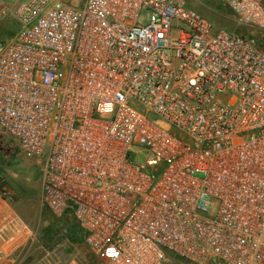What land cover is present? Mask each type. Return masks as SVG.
I'll use <instances>...</instances> for the list:
<instances>
[{
  "label": "built area",
  "instance_id": "built-area-1",
  "mask_svg": "<svg viewBox=\"0 0 264 264\" xmlns=\"http://www.w3.org/2000/svg\"><path fill=\"white\" fill-rule=\"evenodd\" d=\"M5 1L0 143L43 159V207L106 264H264V49L187 0ZM221 2L264 33V0ZM12 194L0 264L31 238Z\"/></svg>",
  "mask_w": 264,
  "mask_h": 264
},
{
  "label": "rangeland",
  "instance_id": "rangeland-1",
  "mask_svg": "<svg viewBox=\"0 0 264 264\" xmlns=\"http://www.w3.org/2000/svg\"><path fill=\"white\" fill-rule=\"evenodd\" d=\"M78 4L81 0H68ZM7 5H14L9 0ZM192 10L207 19L214 30L235 32L254 39L264 49V33L236 27L230 11L221 0H187ZM11 11V8H10ZM0 18V40L7 41L16 32L12 28L11 12ZM9 29H11L12 35ZM136 156V155H134ZM139 163H143L138 156ZM43 159H27L18 154L12 143H0V177L12 191L11 208L31 233V238L20 250V264H106L84 242L83 233L70 216L57 217L43 207L40 200L41 167Z\"/></svg>",
  "mask_w": 264,
  "mask_h": 264
},
{
  "label": "crops",
  "instance_id": "crops-1",
  "mask_svg": "<svg viewBox=\"0 0 264 264\" xmlns=\"http://www.w3.org/2000/svg\"><path fill=\"white\" fill-rule=\"evenodd\" d=\"M7 210H9V211H11L12 213H14L15 214V217H16V220L17 221H15V225L17 226L16 228H15V226H14V224H13V227L15 228V230H17V228L19 229V230H21L20 228H22L24 225H23V222L21 221V219L17 216V213L11 208V206H10V204H9V206H8V208H7ZM19 225V226H18ZM22 252V251H21ZM20 252V250L16 253V257L14 258V259H12L11 261H5L3 264H16V262H17V264H20V259H22L23 257L22 256H20L21 253ZM23 264H25V261H24V263Z\"/></svg>",
  "mask_w": 264,
  "mask_h": 264
},
{
  "label": "trees",
  "instance_id": "trees-1",
  "mask_svg": "<svg viewBox=\"0 0 264 264\" xmlns=\"http://www.w3.org/2000/svg\"><path fill=\"white\" fill-rule=\"evenodd\" d=\"M11 25H12V28L16 26L15 23L13 22V20H12ZM9 31H10V33H11V34L9 35V37H10V36L12 35L11 29H9Z\"/></svg>",
  "mask_w": 264,
  "mask_h": 264
}]
</instances>
